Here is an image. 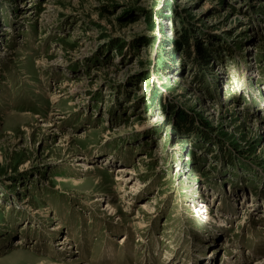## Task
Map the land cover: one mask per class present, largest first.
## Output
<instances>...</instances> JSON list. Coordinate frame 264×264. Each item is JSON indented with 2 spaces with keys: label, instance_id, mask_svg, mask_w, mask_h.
<instances>
[{
  "label": "rangeland",
  "instance_id": "rangeland-1",
  "mask_svg": "<svg viewBox=\"0 0 264 264\" xmlns=\"http://www.w3.org/2000/svg\"><path fill=\"white\" fill-rule=\"evenodd\" d=\"M206 260L264 264V0H0V264Z\"/></svg>",
  "mask_w": 264,
  "mask_h": 264
},
{
  "label": "trees",
  "instance_id": "trees-1",
  "mask_svg": "<svg viewBox=\"0 0 264 264\" xmlns=\"http://www.w3.org/2000/svg\"><path fill=\"white\" fill-rule=\"evenodd\" d=\"M150 23H151V25H154V23L152 21ZM189 41H190L189 32H187L186 30H183L180 33V35H178V42L175 43V47H177V48L179 47L181 50H184L187 52V54L185 56L186 59L193 60L196 57L198 62H205L208 64L209 60H210V54H209L210 51H206L205 49H202L201 47H199L197 49V54L196 53H189V48H190ZM194 44L199 45V42H194ZM172 55H173V52H171V50H165L164 51V56L166 58H169ZM162 60H164L162 58V56H160L159 58H157L155 60L153 67H155L156 72H158L162 68V66H163ZM211 74H212V72H211ZM149 102H150V104H153V105L154 104L159 105L161 103V97L158 96L156 91L151 93V95L149 96ZM177 121L180 124V126L185 127L188 132L195 131L196 133L201 135V131H200L201 129H199L196 126V123L194 122V120H191L189 117L178 115ZM188 154H190V153H188Z\"/></svg>",
  "mask_w": 264,
  "mask_h": 264
},
{
  "label": "bare ground",
  "instance_id": "bare-ground-1",
  "mask_svg": "<svg viewBox=\"0 0 264 264\" xmlns=\"http://www.w3.org/2000/svg\"><path fill=\"white\" fill-rule=\"evenodd\" d=\"M55 98V97H54ZM87 169H89V168H85L84 170H87ZM119 178H121L119 181H122L123 182V184L125 183H127L128 181H130L128 178H125V176L123 177V176H118ZM109 207V206H108ZM249 207V206H248ZM59 228V227H58ZM69 241V239L68 238H65V240L63 241V243H66V242H68ZM21 243L19 242V240H17L16 241V244H15V246L17 247V246H19ZM62 245V244H61ZM68 244H63L62 245V249H63V247H66ZM61 249V250H62ZM208 260H206L205 262L207 263V264H212V261H211V263H208L207 262ZM77 263V262H76Z\"/></svg>",
  "mask_w": 264,
  "mask_h": 264
}]
</instances>
